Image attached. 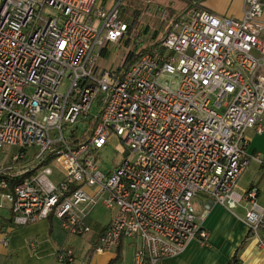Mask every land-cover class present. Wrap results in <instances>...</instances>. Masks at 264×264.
Returning <instances> with one entry per match:
<instances>
[{
	"label": "built area",
	"instance_id": "built-area-1",
	"mask_svg": "<svg viewBox=\"0 0 264 264\" xmlns=\"http://www.w3.org/2000/svg\"><path fill=\"white\" fill-rule=\"evenodd\" d=\"M123 1L0 0V210L9 213L0 246L11 229L40 221L84 237L100 203L112 216L91 256L134 240L133 264H158L207 245L212 205L233 212L244 201L249 236L264 250L257 191H235L251 162L264 164L245 137L264 132V0H243L239 19L192 3L158 39L135 42L139 53L159 41L152 51L97 74L106 47L132 30ZM111 136L121 151L103 171L97 154ZM195 198L208 199L200 213ZM55 258L76 257L64 245Z\"/></svg>",
	"mask_w": 264,
	"mask_h": 264
},
{
	"label": "crops",
	"instance_id": "crops-1",
	"mask_svg": "<svg viewBox=\"0 0 264 264\" xmlns=\"http://www.w3.org/2000/svg\"><path fill=\"white\" fill-rule=\"evenodd\" d=\"M195 1L182 0V3H178L176 0L177 4L174 7H177V12L180 11L178 15ZM198 4L218 16L234 19L241 18L244 8L243 0H200ZM262 20L264 22V5ZM249 144L251 143L249 142ZM249 147L250 145L248 146L250 153L256 152ZM258 166L264 174V164H258ZM253 169L257 171L255 167ZM245 172L246 170L239 177L237 183L243 180ZM250 188L257 191L255 202L263 207L264 188L261 187V184L255 183L254 180L247 190ZM202 201L200 200L199 207H201ZM247 207L248 204L243 201L233 212H229L219 205H212L202 222L203 229L208 232L207 245L200 246L198 243L192 242L180 257L163 259L158 264H232V261H236L237 264H264V250L258 246L256 240L249 236L248 227L243 220ZM201 211L202 208L197 210L198 213ZM107 224L97 232L93 243ZM50 231H52L51 221H40L32 225L11 229L7 234L8 247L4 250L0 249L2 251V253L0 252V259L3 258L4 264L7 260H9L8 264H58L55 258V249L61 244L56 243L50 237ZM127 241L128 246L134 244V256L137 243L134 240ZM31 244L35 245L34 248L30 246ZM123 245L124 242H121L119 250ZM116 250L113 253L97 257H108V260L114 259ZM0 264H3L1 260ZM86 264H91V261L87 260Z\"/></svg>",
	"mask_w": 264,
	"mask_h": 264
},
{
	"label": "rangeland",
	"instance_id": "rangeland-1",
	"mask_svg": "<svg viewBox=\"0 0 264 264\" xmlns=\"http://www.w3.org/2000/svg\"><path fill=\"white\" fill-rule=\"evenodd\" d=\"M178 3H182V0H177ZM173 4V5H172ZM176 0H124L120 7V20L125 22L127 25L135 26L132 28L130 34L125 35L119 42L109 44L105 52L97 60V74H101L103 71L107 72H119L122 70L123 64L128 54H136L140 48L135 46V42L138 40L143 41V44H149L152 42V37L156 34V39L162 36L164 29L169 26L179 12H177ZM145 33V34H144ZM128 34V33H127ZM163 81L170 85L172 89H175L178 84V79L175 77L166 76ZM67 89V82H64L63 87L60 91L65 92ZM96 109L93 108L91 114H95ZM264 128V123H263ZM82 127L79 124V130ZM245 137L250 141V149L256 150L263 161H264V132L262 134L256 133L254 130H247ZM119 139L116 136H111L107 145L99 151L97 154V165L103 171L110 170L114 167L115 161L117 160L121 151ZM257 171H254L253 168ZM55 171L58 170L54 167ZM254 171V172H253ZM258 164L251 162L247 167L243 180L237 183L235 191L242 194L252 184V180L255 183L261 184L264 188V174ZM62 172H60L59 177ZM202 204L206 203V198H195L193 205L195 210L201 209L199 202ZM200 213V212H199ZM112 212L106 209L102 204L98 203L90 212L86 224L90 228V233L84 237L71 236L61 230L58 221H51L52 231H50V237L61 246H69L75 251V263L74 264H85L87 260L91 261V264H109L113 259L100 258L97 256H91L90 249L93 247V240L102 226H105L111 219ZM124 242L123 247L119 250L120 258L111 264H133V245H127V240ZM58 246L57 248H60ZM56 248V249H57ZM1 250H4L0 246ZM55 249V250H56ZM0 252L2 253V251ZM4 264L3 258L0 259ZM9 260L6 261L8 264ZM11 263V262H10Z\"/></svg>",
	"mask_w": 264,
	"mask_h": 264
},
{
	"label": "trees",
	"instance_id": "trees-1",
	"mask_svg": "<svg viewBox=\"0 0 264 264\" xmlns=\"http://www.w3.org/2000/svg\"><path fill=\"white\" fill-rule=\"evenodd\" d=\"M199 1H200V0H196L195 3L198 4ZM182 13H183V12H182ZM178 17H179V15L174 16L172 22H173L174 20H176ZM134 26H135V23H134L132 26H129L128 31H130ZM144 34H145V33H144ZM155 35H156V34H154L153 37L151 38L152 40H155V39H156V36H155ZM158 45H159V41L155 42L153 45L147 46L146 48L142 49V50H141L139 53H137V54H132V53L128 54V56L126 57V60H125V62H124V64H123L122 69H123V70H126V69H127L129 66H131L135 61H137L142 55H144L145 53H148V52L152 51V50H153L154 48H156ZM102 54H103V53H102ZM8 215H9L8 211H6V210H0V220H1L0 222H1V226H2V228L6 227L7 222H9ZM97 239H98V237H97ZM97 239H96V241L93 243V247L96 245V243H97ZM93 247H92V248H93ZM92 248H91L90 252L92 251ZM116 251H117V252H116L115 258H114L109 264H111L112 262H114V261H116V260H118V259L120 258L119 246L117 247V250H116ZM232 262H233V263H236V261H232ZM236 264H237V263H236Z\"/></svg>",
	"mask_w": 264,
	"mask_h": 264
}]
</instances>
